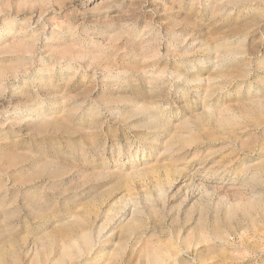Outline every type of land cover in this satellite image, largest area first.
Masks as SVG:
<instances>
[{
  "label": "rangeland",
  "instance_id": "rangeland-1",
  "mask_svg": "<svg viewBox=\"0 0 264 264\" xmlns=\"http://www.w3.org/2000/svg\"><path fill=\"white\" fill-rule=\"evenodd\" d=\"M0 264H264V0H0Z\"/></svg>",
  "mask_w": 264,
  "mask_h": 264
}]
</instances>
